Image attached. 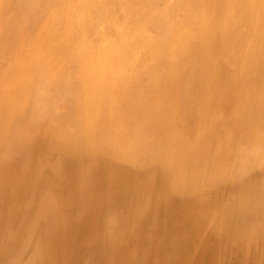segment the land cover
I'll list each match as a JSON object with an SVG mask.
<instances>
[{
    "label": "bare ground",
    "instance_id": "6f19581e",
    "mask_svg": "<svg viewBox=\"0 0 264 264\" xmlns=\"http://www.w3.org/2000/svg\"><path fill=\"white\" fill-rule=\"evenodd\" d=\"M263 159L264 0H0V264H264Z\"/></svg>",
    "mask_w": 264,
    "mask_h": 264
},
{
    "label": "rangeland",
    "instance_id": "374dc122",
    "mask_svg": "<svg viewBox=\"0 0 264 264\" xmlns=\"http://www.w3.org/2000/svg\"><path fill=\"white\" fill-rule=\"evenodd\" d=\"M259 169V168H258ZM257 174L259 175V176H257V177H259L257 180H258V182H257V184L255 185V186H257V189L255 188V186L253 187V191H254V195H255V192H256V194L258 193V195L263 191V188H264V159H263V165H262V168H260V171L259 170H257ZM262 183H260V182ZM261 184V185H260ZM256 190H255V189ZM260 189V190H259ZM258 190V191H257ZM215 195L213 194V193H209L208 194V198H213ZM208 216H210L209 218L211 219V214H209Z\"/></svg>",
    "mask_w": 264,
    "mask_h": 264
}]
</instances>
